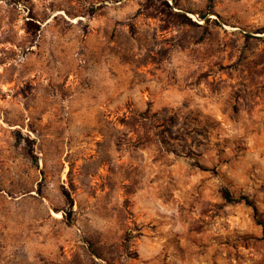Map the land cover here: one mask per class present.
<instances>
[{
  "label": "rangeland",
  "instance_id": "1",
  "mask_svg": "<svg viewBox=\"0 0 264 264\" xmlns=\"http://www.w3.org/2000/svg\"><path fill=\"white\" fill-rule=\"evenodd\" d=\"M0 264H264V0H0Z\"/></svg>",
  "mask_w": 264,
  "mask_h": 264
},
{
  "label": "trees",
  "instance_id": "2",
  "mask_svg": "<svg viewBox=\"0 0 264 264\" xmlns=\"http://www.w3.org/2000/svg\"><path fill=\"white\" fill-rule=\"evenodd\" d=\"M223 198L228 203H239V202L245 201L246 204L253 207L256 216L258 214L256 206H254V204L251 201H249L248 198H246V197L236 198L230 193L229 190L225 189V190H223Z\"/></svg>",
  "mask_w": 264,
  "mask_h": 264
}]
</instances>
